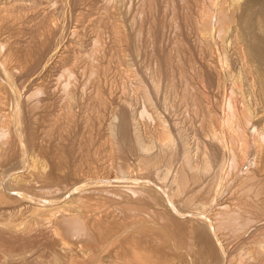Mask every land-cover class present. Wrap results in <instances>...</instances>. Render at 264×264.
Segmentation results:
<instances>
[{
    "label": "rangeland",
    "instance_id": "374dc122",
    "mask_svg": "<svg viewBox=\"0 0 264 264\" xmlns=\"http://www.w3.org/2000/svg\"><path fill=\"white\" fill-rule=\"evenodd\" d=\"M0 264H264V0H0Z\"/></svg>",
    "mask_w": 264,
    "mask_h": 264
},
{
    "label": "bare ground",
    "instance_id": "6f19581e",
    "mask_svg": "<svg viewBox=\"0 0 264 264\" xmlns=\"http://www.w3.org/2000/svg\"><path fill=\"white\" fill-rule=\"evenodd\" d=\"M218 209V208H217Z\"/></svg>",
    "mask_w": 264,
    "mask_h": 264
}]
</instances>
